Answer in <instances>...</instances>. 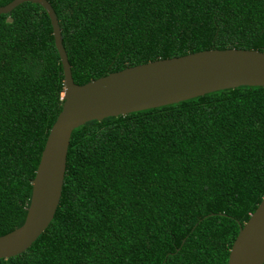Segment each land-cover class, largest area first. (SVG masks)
<instances>
[{
	"label": "trees",
	"instance_id": "obj_1",
	"mask_svg": "<svg viewBox=\"0 0 264 264\" xmlns=\"http://www.w3.org/2000/svg\"><path fill=\"white\" fill-rule=\"evenodd\" d=\"M47 1L78 85L213 49L264 52V0ZM64 93L47 11L0 15V237L25 223ZM263 198L264 87L92 121L73 132L54 221L0 264H228Z\"/></svg>",
	"mask_w": 264,
	"mask_h": 264
},
{
	"label": "water",
	"instance_id": "obj_2",
	"mask_svg": "<svg viewBox=\"0 0 264 264\" xmlns=\"http://www.w3.org/2000/svg\"><path fill=\"white\" fill-rule=\"evenodd\" d=\"M24 3L48 13L64 71L63 108L48 136L34 178L25 223L0 237V260L25 253L55 219L63 196L73 132L92 121L178 104L240 87H264V52L209 50L158 60L112 73L85 85L75 83L58 17L47 0H13L0 7L9 14ZM228 264H264V198L241 228Z\"/></svg>",
	"mask_w": 264,
	"mask_h": 264
}]
</instances>
